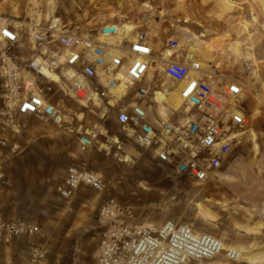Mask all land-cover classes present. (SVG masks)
Here are the masks:
<instances>
[{
    "label": "built area",
    "instance_id": "obj_1",
    "mask_svg": "<svg viewBox=\"0 0 264 264\" xmlns=\"http://www.w3.org/2000/svg\"><path fill=\"white\" fill-rule=\"evenodd\" d=\"M40 15L37 9L26 16L0 10V196L7 184L6 162L16 154L9 135L20 132L17 119L29 115L57 125L83 121L71 118V99L98 121L117 125L172 174L196 183L213 178L249 124L247 95L239 82L209 75L176 38H169L165 54L156 57L151 36L136 32L124 16L84 30L61 16L44 20ZM25 41L32 45L30 59L21 57ZM160 74L179 85L181 105L153 122L146 103L158 91L166 92L155 82ZM104 130L112 138L108 152L125 146ZM75 131L83 149L94 147L102 135L96 125ZM81 187L103 191L106 182L98 172L71 166L56 191L71 199ZM94 221L97 264H207L223 256L227 262L241 261V252L225 250L219 237L172 219L142 224L133 206L116 198L98 203ZM39 235L37 225L0 213V249ZM46 256L44 248L33 246L21 263L8 259L3 264H44Z\"/></svg>",
    "mask_w": 264,
    "mask_h": 264
},
{
    "label": "rangeland",
    "instance_id": "obj_2",
    "mask_svg": "<svg viewBox=\"0 0 264 264\" xmlns=\"http://www.w3.org/2000/svg\"><path fill=\"white\" fill-rule=\"evenodd\" d=\"M83 1L99 10L107 8L113 19L124 16L135 25L138 20L139 30L150 35L153 30H166L169 37L180 40L185 53L191 51L203 61L208 73L218 80L239 82L247 95L249 124L213 178L196 183L172 174L166 164L133 144L119 128L113 130L125 144L122 159L116 150L106 151L104 139L92 149H83L76 126L96 120L71 99V118H84L81 122L70 119L57 125L34 116L22 117L20 126L27 131L19 135L32 152L18 147L11 156L16 162L9 176L11 183L2 187L0 211L40 228L31 245L45 249L44 264H97L94 212L109 197L132 205L142 224L158 225L172 219L219 237L229 249L242 252L248 248L257 257L256 264H264V0ZM12 2L5 0L0 10L22 16L23 7ZM168 84L174 85L169 79ZM175 91L170 104L175 101ZM176 99L179 105V97ZM102 126L112 127L109 122ZM71 166L100 173L106 188L84 187L71 199L60 198L56 187ZM207 215L210 221L204 219ZM207 264L249 263L227 262L223 256Z\"/></svg>",
    "mask_w": 264,
    "mask_h": 264
},
{
    "label": "crops",
    "instance_id": "obj_3",
    "mask_svg": "<svg viewBox=\"0 0 264 264\" xmlns=\"http://www.w3.org/2000/svg\"><path fill=\"white\" fill-rule=\"evenodd\" d=\"M83 2H84L83 0H77V3L74 0H13L12 3L16 7H19V6L23 7V9L21 10L22 16H26L29 13H33L37 9L41 13L40 16L44 20L48 19L49 17H51L53 15H58V16H61L68 24L73 25V26H77V27L84 29V30L85 29H91V27L95 26V25L102 26V25H105L108 23L117 22L116 18L113 19L110 17L109 13L107 12L108 11L107 8L101 7L102 10H99L97 5L89 4L87 6L86 4L85 5L82 4ZM136 23H138V24L135 25L132 23L133 25L136 26V32L142 31V30H139L141 28V25H139L138 20H136ZM150 33H151V35L155 36V37H151V42L153 44L155 56L158 57L162 54H165V52L167 50L166 49L167 41L172 36L169 37L168 32L166 30H160V31L153 30ZM156 36L158 37L157 39H155ZM165 44H166V46H165ZM25 47H26V50L21 54V57L23 59H30L33 56L32 45L29 43V44L25 45ZM174 60L175 61H181L182 59H180L178 57H174ZM155 82L159 86V89H161L162 91L163 90H165V91L166 90H170V91L176 90L175 95L179 96V93H178L179 85L172 82L174 85L171 87L168 84V78L166 76H162L160 74L159 79H157ZM172 94H171V96H172ZM155 95H151V97L149 98V100L146 103L152 109L151 110V118H152L153 122L156 121L157 119H160V118L170 117L172 111L180 106V105H177V101L175 100V98H174L175 101L173 104H170L168 102L169 98L166 101V103L165 102L163 103V102L157 100L155 98ZM156 103H162V104L160 106H156ZM246 115H247V112H246ZM95 120L96 121L94 123H92L91 125H88V126L96 125L101 130V132H102L101 139L105 140L104 147H106L108 149L107 145H108L109 141H111L112 138L109 135L105 134L104 128H107V127L102 126L103 122H100L97 119H95ZM21 122H22V117H19L17 119V128H19L20 132L23 133V132H26L27 130H25L24 126H20ZM79 122H81V121H79ZM104 123H106V122H104ZM76 128H77V126H76ZM113 128L118 129L119 127L117 125H112V127L107 128V129H109V133H110V135H112L113 139L117 140L118 136L116 135V132L113 130ZM20 132L11 133L9 135V140L11 141V146H15V149H16L15 153L18 152L17 151L18 147L21 148L22 150H26L27 153L32 152V150H30V148H31L30 145H26L24 143V141L21 140V137L19 135V134H21ZM75 133H76V131H75ZM76 135H77V133H76ZM77 137H78V142H79V136L77 135ZM79 144H80V142H79ZM92 148L93 147H91V149ZM98 149L101 151V150H103V147L98 148ZM107 149H106V151H107ZM124 149H125V146L123 148H121V150H117L116 147L113 148V150H116L117 155L125 154V152H123ZM12 159L10 158L6 162L5 174H6V181H7L6 183L7 184H5V185H8L11 183L9 176H10V173H12L11 171H13V166L16 162V159L11 161ZM90 171H93V170H90ZM83 188L84 187H81L80 191L77 194H81L83 191ZM0 198H1V196H0ZM65 200H67V199H65ZM97 205H96V207H97ZM95 210H96V208H95ZM0 213H2V212L0 211ZM2 214H4L5 216H8V217L13 216L10 214H5V213H2ZM94 214H95V212H94ZM31 242H32V239L21 238V239L15 240L12 244H10L8 246H2V248L0 249V262L3 264L8 259H12L18 263H21V261L25 260L27 254L29 253V251L32 247Z\"/></svg>",
    "mask_w": 264,
    "mask_h": 264
},
{
    "label": "bare ground",
    "instance_id": "obj_4",
    "mask_svg": "<svg viewBox=\"0 0 264 264\" xmlns=\"http://www.w3.org/2000/svg\"><path fill=\"white\" fill-rule=\"evenodd\" d=\"M171 55V52H168L167 54H166V57H169ZM189 56L190 57H195V54H193V53H191V51H189ZM202 64H203V67H205L206 68V65L203 63V61H202ZM209 75H210V73H208ZM173 91L174 90H172V91H170V90H166V92H161V91H158L157 93H156V95H155V98L157 99V100H159V101H161V102H166L167 100H168V98H170V96H171V94L173 93ZM169 94V97H167L166 95L167 94ZM176 97H179V100H180V104L179 105H181V99H180V96H178V95H175L174 96V98H175V100L177 101V99H176ZM177 105H178V103H177ZM205 215V214H204ZM209 217H208V215L207 216H204V219H207V220H209L208 219ZM210 221V220H209ZM251 230H254L253 232H256L257 230L256 229H251ZM240 231V230H239ZM252 232V231H251ZM223 244H224V249L226 250V249H229V248H227L226 247V244L223 242ZM242 250V252H244V253H242L240 250V252H241V261H240V263H249V264H256V259H257V257H255V256H253V254L251 253V251H248V248H242L241 249ZM244 254V255H243Z\"/></svg>",
    "mask_w": 264,
    "mask_h": 264
}]
</instances>
